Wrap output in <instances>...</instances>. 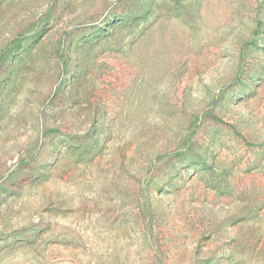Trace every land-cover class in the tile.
Listing matches in <instances>:
<instances>
[{"label": "rangeland", "instance_id": "obj_1", "mask_svg": "<svg viewBox=\"0 0 264 264\" xmlns=\"http://www.w3.org/2000/svg\"><path fill=\"white\" fill-rule=\"evenodd\" d=\"M0 264H264V0H0Z\"/></svg>", "mask_w": 264, "mask_h": 264}]
</instances>
